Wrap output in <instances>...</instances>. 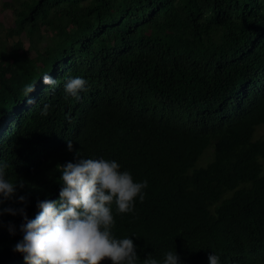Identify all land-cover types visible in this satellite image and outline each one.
<instances>
[{"label": "trees", "instance_id": "16d2710c", "mask_svg": "<svg viewBox=\"0 0 264 264\" xmlns=\"http://www.w3.org/2000/svg\"><path fill=\"white\" fill-rule=\"evenodd\" d=\"M6 6L14 21L4 41L0 21V164L25 182L17 197H27L28 218L38 199H59L57 165L115 160L148 183L132 212L111 206L112 233L133 239L138 264L149 254L162 264L170 250L181 264H209L211 253L220 264H264V0ZM71 77L87 81L79 99L65 98ZM8 207L25 205L14 197L0 204ZM0 221V264H25L13 251L23 218Z\"/></svg>", "mask_w": 264, "mask_h": 264}, {"label": "clouds", "instance_id": "9594fccd", "mask_svg": "<svg viewBox=\"0 0 264 264\" xmlns=\"http://www.w3.org/2000/svg\"><path fill=\"white\" fill-rule=\"evenodd\" d=\"M42 83L52 89L57 81L45 74ZM87 81L82 77L68 78L64 84L65 98H80ZM35 91L34 85L23 89L27 96ZM31 103V101H29ZM49 105H44L41 115L47 116ZM67 149L73 151L72 141H67ZM79 152L77 157H79ZM7 164H0V204L5 201L16 202L25 207L0 209L5 213L21 216L22 238L15 244L13 251L22 255L25 264H138L140 260L136 245L130 237L116 238L112 233L114 217L112 205L118 213L134 210L136 198L142 203L145 199L143 189L148 187L147 180L134 182L128 171H120L115 160L104 158H77L76 162L57 165L59 199H38L39 210L34 219H29L26 206L27 197H17V190L25 187L21 179L16 183L6 178ZM2 224V221H0ZM10 234L15 228L9 222ZM209 264H220L219 256L211 253ZM142 264H161L151 254ZM162 264H181L175 250L164 254Z\"/></svg>", "mask_w": 264, "mask_h": 264}, {"label": "rangeland", "instance_id": "374dc122", "mask_svg": "<svg viewBox=\"0 0 264 264\" xmlns=\"http://www.w3.org/2000/svg\"><path fill=\"white\" fill-rule=\"evenodd\" d=\"M12 0H0V21L3 23V32L1 41L5 39V30L12 26L14 21V14L12 8H8L6 6L7 3H11ZM17 39V38H16ZM25 44L28 45V41L25 37H23ZM256 138L264 139V125L261 126L257 133ZM213 148H210L199 161V166H205L210 160L213 158Z\"/></svg>", "mask_w": 264, "mask_h": 264}]
</instances>
